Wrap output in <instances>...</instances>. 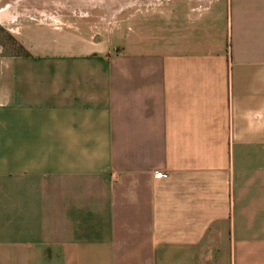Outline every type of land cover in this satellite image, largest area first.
<instances>
[{
  "label": "crops",
  "instance_id": "1",
  "mask_svg": "<svg viewBox=\"0 0 264 264\" xmlns=\"http://www.w3.org/2000/svg\"><path fill=\"white\" fill-rule=\"evenodd\" d=\"M16 24L0 264H264V0L155 1L100 36Z\"/></svg>",
  "mask_w": 264,
  "mask_h": 264
},
{
  "label": "rangeland",
  "instance_id": "2",
  "mask_svg": "<svg viewBox=\"0 0 264 264\" xmlns=\"http://www.w3.org/2000/svg\"><path fill=\"white\" fill-rule=\"evenodd\" d=\"M155 1L160 0H0V42L4 53L22 50L13 30L21 19L42 23L45 33L57 39L70 32L100 36L121 25L129 12Z\"/></svg>",
  "mask_w": 264,
  "mask_h": 264
},
{
  "label": "built area",
  "instance_id": "3",
  "mask_svg": "<svg viewBox=\"0 0 264 264\" xmlns=\"http://www.w3.org/2000/svg\"><path fill=\"white\" fill-rule=\"evenodd\" d=\"M156 173H157V175H159V176H164V175H166V173H165L164 171H157Z\"/></svg>",
  "mask_w": 264,
  "mask_h": 264
}]
</instances>
